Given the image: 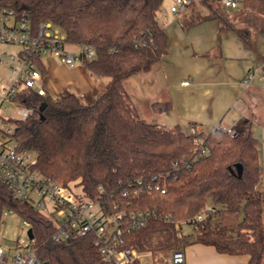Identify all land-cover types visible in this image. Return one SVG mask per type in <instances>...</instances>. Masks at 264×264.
<instances>
[{
  "label": "trees",
  "instance_id": "1",
  "mask_svg": "<svg viewBox=\"0 0 264 264\" xmlns=\"http://www.w3.org/2000/svg\"><path fill=\"white\" fill-rule=\"evenodd\" d=\"M162 1L0 0V7L9 6L16 14L27 11L34 25L50 21L69 43L93 48L95 56L83 59L82 65L94 75L109 77L104 91L90 103L72 92L58 99L49 93H21L19 99L32 113L13 121L14 141L19 149L33 154L34 166L42 174L64 185L80 186L85 196L101 202L105 212L155 211L144 226L118 238L119 248L166 255L200 243L222 254L246 255L245 264H262L264 199L257 186L262 163L251 123L245 122L235 136L220 127L189 134L193 123L188 128L166 127L142 120L126 92L125 79L148 71L167 52V37L156 19ZM237 1L238 7L246 6L247 0ZM240 8H227L220 0H192L179 20L187 29L213 18L221 31L235 32L242 45L251 48L250 30L235 23ZM143 35L151 41L135 46V38ZM38 64L44 73V65ZM170 108L168 100L153 104L158 112ZM195 137L202 138L206 153L197 155ZM237 163L242 165L240 175ZM155 175L158 180L153 179ZM136 179H141L142 188L135 193L137 185L132 183ZM156 181L165 192L149 187ZM0 204L29 224L41 261L104 263L91 234L67 243L54 241L51 220L30 203L12 199L1 183ZM198 215H202L200 220ZM182 223H188L191 230L182 232Z\"/></svg>",
  "mask_w": 264,
  "mask_h": 264
},
{
  "label": "crops",
  "instance_id": "2",
  "mask_svg": "<svg viewBox=\"0 0 264 264\" xmlns=\"http://www.w3.org/2000/svg\"><path fill=\"white\" fill-rule=\"evenodd\" d=\"M259 12L240 11L239 27L250 30L253 46L245 48L233 31H221L213 18L184 29L179 15L170 10L172 0H163L156 19L164 30L166 54L146 72L125 79L124 86L138 116L157 126L184 128L193 123L196 130L207 133L219 126H231L241 132L245 122L251 132L258 129V149L264 185V2ZM239 2V1H238ZM247 6H244L246 8ZM238 3H237V7ZM257 8V7H254ZM205 13V12H204ZM255 14V15H253ZM43 85L47 93L76 94L90 103L101 94L109 81L94 75L82 63L65 65L54 57L44 58ZM250 73L252 78L245 82ZM187 80V84L182 81ZM170 101L168 111L153 109L156 102ZM184 264H245L246 255H228L213 246L193 243L183 248ZM140 260V259H139ZM153 264V263H151Z\"/></svg>",
  "mask_w": 264,
  "mask_h": 264
},
{
  "label": "built area",
  "instance_id": "3",
  "mask_svg": "<svg viewBox=\"0 0 264 264\" xmlns=\"http://www.w3.org/2000/svg\"><path fill=\"white\" fill-rule=\"evenodd\" d=\"M191 1L172 0L170 10L179 15ZM220 1L227 8H235L238 3L237 0ZM148 41L151 38L143 35L135 38L134 45L144 46ZM48 56L65 65H73L83 59H92L95 51L88 46L69 43L60 28L50 21L34 25L27 11L16 14L9 6L0 7V183L12 199L30 203L51 220L54 241L67 243L73 237L91 234L103 264L131 263L139 258L138 252L119 248L118 238L126 231L144 226L149 218L156 215L155 211L147 208L105 212L101 202L85 196L80 186L64 185L42 174L34 166L33 154L19 149L14 141L13 121L24 120L32 113V108L26 106L19 95L24 91L39 95L47 93L38 63L41 61L44 65V58ZM251 78L248 73L244 81L248 82ZM181 83L187 84L188 81ZM58 97L51 94L52 99ZM219 127L230 136L238 133L231 126ZM187 133L195 134V127H189ZM194 142L198 145L197 155L206 153L202 138L195 137ZM174 165L177 167L176 163ZM153 179L158 180L156 175ZM141 184V179L132 183L137 185L135 193L141 190ZM149 187L165 192L158 181ZM206 209L211 208L207 206ZM1 213L0 204V217ZM201 218L202 215L197 216L198 220ZM1 243L0 264H49L37 258L31 240L17 246L10 262H7V252L2 249ZM166 262L184 264L183 250H170Z\"/></svg>",
  "mask_w": 264,
  "mask_h": 264
},
{
  "label": "rangeland",
  "instance_id": "4",
  "mask_svg": "<svg viewBox=\"0 0 264 264\" xmlns=\"http://www.w3.org/2000/svg\"><path fill=\"white\" fill-rule=\"evenodd\" d=\"M258 3H253L250 2L249 4H246V8H244L245 5L240 6V10L242 11L245 9V14L248 13L249 11L252 12H259L258 9ZM257 7V8H254ZM203 12H206L205 10L202 9ZM255 15V14H253ZM239 21V18H237ZM70 48V47H69ZM71 49H73L71 47ZM188 128V127H187ZM200 127H198L199 131ZM252 135L256 138L257 141L260 140V132L257 129L255 133L252 132ZM264 184V183H263ZM71 185V183H70ZM262 193H263V199H264V185H262ZM264 205V204H263ZM29 229V224L23 219L22 216L14 212L12 209L3 207L2 208V213L0 217V242L2 241V249L7 252V262H10L12 258V254L15 251L17 246H21L25 243L30 242V238L27 235V231ZM191 230V227L188 223H182L181 224V231L182 232H188ZM263 232H264V220H263ZM169 252L165 255L161 254H152L149 252H142L138 253V256L140 259V264H167L166 258L168 256ZM264 264V259L263 263Z\"/></svg>",
  "mask_w": 264,
  "mask_h": 264
},
{
  "label": "water",
  "instance_id": "5",
  "mask_svg": "<svg viewBox=\"0 0 264 264\" xmlns=\"http://www.w3.org/2000/svg\"><path fill=\"white\" fill-rule=\"evenodd\" d=\"M241 170H242V165L240 163H237L236 164V172H237V175H240ZM27 235H28V237L30 239L32 238V232H31V229L30 228L27 231Z\"/></svg>",
  "mask_w": 264,
  "mask_h": 264
}]
</instances>
